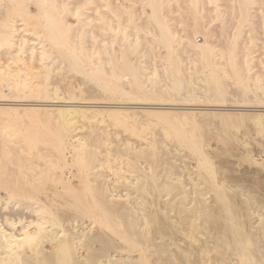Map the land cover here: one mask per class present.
<instances>
[{
    "label": "rangeland",
    "instance_id": "1",
    "mask_svg": "<svg viewBox=\"0 0 264 264\" xmlns=\"http://www.w3.org/2000/svg\"><path fill=\"white\" fill-rule=\"evenodd\" d=\"M57 1L58 6L60 4L57 12L59 38L52 39L48 22L46 21V23L43 17L44 20L37 17V0H20L16 5L15 0H0V74L7 75V78L0 79V91H2L0 96L4 99L8 98L11 93L19 92L22 97L15 99L22 100L20 102L23 103H40L39 101L44 100L64 101L70 98L76 103L86 101V104L90 103L87 113L91 114L92 119L89 120L80 113L76 117L74 116L69 123L57 110L46 112L41 105L19 104V101L16 102L17 104H0V157L3 155L1 144L7 134L13 138L11 146L15 149L18 148L17 153L20 155V163L24 164L21 172L17 169L13 172L15 176L21 177L20 183L23 191L19 189L20 193L11 190L9 187L11 176H8L9 178L3 175V177H0V225L10 231L12 224L22 217H28V213L30 214L28 218L36 221L35 228L33 227L36 230L32 229L35 234L24 241H19L20 244L24 242L28 248L25 244H22L23 246L17 245L18 241H14L16 245L12 244L13 242L11 243L12 245H9L8 241L6 242L5 240L1 243L0 240V260L2 261H0V264H152V261L154 264L157 259L160 260L159 263L157 260L158 264H163V262L166 264L169 258L174 260L171 263L173 264V262L177 261V258L182 260V257H184L183 261L187 264L190 261L192 262V260L196 264L198 262L199 264L213 263L211 260L214 252H212L213 249H211L212 246L209 244L208 238H205L208 234L207 230H203L204 227H194V222L191 224L189 220V223L187 216L183 214H185V211L192 212L194 206L200 205L202 201L205 207L208 205L209 208L219 206L215 191L210 186L208 188L210 180L214 179H212V173L217 182L228 186V194L230 196L233 194L232 200L234 202L239 200L240 202L236 203L240 205H243L249 195L251 197H254L253 195L264 197V188H262L264 187V110H261L264 108V0H252L247 13L248 19L245 22L242 21L239 14L242 0ZM160 1L163 6H155V2L160 3ZM47 3L49 8H51L52 0H48ZM197 23L201 24V31L196 30L195 26ZM10 25L17 29L14 34L15 37L7 34V29ZM151 30L153 31L151 32ZM153 32H161V34L165 33L167 36H173L175 38L174 48L181 51L186 50L185 39L188 34L198 44L203 43L206 36L208 41L212 43L210 49L216 53H221L212 58L214 60L212 64L216 70H213L210 66H201L202 63L195 60L198 57L194 54L183 52L177 57V59L181 60L179 63H182L185 67L187 66L186 69L179 71V75L181 74L183 81L188 80L191 84L193 83L195 86L193 93L198 96L197 100L188 99L185 101L189 104L195 103L196 106L187 105L185 102L179 103L180 105L177 104V106L200 107L204 106V103L215 105L216 103L214 102H203L208 101V99L205 97L206 89H203L201 85L207 82H214L216 80L214 74L218 75L219 73L220 79L222 78L221 81L227 85L225 90L228 94L226 95L228 101L226 100L225 105L250 109L230 111V114H225L229 118L226 127L221 129V131L223 130L222 134L216 124L220 120L217 117L207 116L211 112L214 113L213 110L176 109L174 111L190 112L188 114L182 113L183 116L180 112H172L168 116L171 121H167L170 118L164 119L161 117V119L154 114H142L140 109H130V112H132L131 110L134 111L132 113L127 112L128 110L126 111L125 109L117 110L119 113L115 112V110L106 113V108L99 107V103L104 104L107 101V103L111 101L121 102L125 101V99L135 102L140 101L137 100V94L125 95L118 92L122 88L114 87L109 89L99 85L102 81L111 80L117 71L118 73L132 74V72L124 69L127 56L120 52L124 43L129 49L141 52L138 55H132L130 59L132 60V65L142 62L141 73L143 74V82L146 84L154 82L166 84L170 82L163 68V64L168 63L167 59H170L164 53L169 51L170 48L165 47L161 41L152 39ZM148 39L152 44L148 43ZM229 42L233 44L230 47ZM69 46L71 47L70 49L79 52L77 55L79 60H84V62L78 63L83 66L81 70L66 61L67 55L65 51L69 49ZM231 47L236 52H239L235 55H230L229 49ZM66 52H69V50ZM148 52L160 54L156 55V53L150 57ZM148 62L155 66H151V69H148ZM237 66L239 67L238 72ZM238 73L242 77L236 78L235 75ZM11 75H13L12 82L21 84L28 80L30 83L29 87L21 85L10 86L8 76ZM91 75L95 77L93 78ZM240 83H242V86ZM129 89L127 88L128 91ZM174 93L177 95L183 94L184 96L185 90ZM100 108L103 109V112L102 110H97ZM254 108L257 109L255 110ZM91 109L93 114L90 113ZM123 110L128 114H125ZM138 110L139 112H137ZM133 113L137 115L134 114V116ZM176 113H179L180 116H177ZM129 116L130 119L127 118ZM29 126L38 127L42 137L44 135L61 140L63 146L60 152L63 150L65 156L61 153L59 155V150L54 152H56L57 156L59 155L58 157L63 155L71 163V166L66 164L63 169L62 165H64L63 162L65 163L66 160H63V162L60 160L62 162L59 163L62 164L60 169L63 170L58 169L59 167L56 171L50 169L51 167H48L51 163H48L50 159L53 158L55 160L57 158V162H59L58 157L53 152L54 146L42 140H37L32 144L33 146H28L27 144H30L29 139L14 135L21 128L24 130L29 128ZM93 127L95 129L93 134L95 139L85 142L87 135L92 134ZM84 144L86 149L83 152H79ZM48 145L52 147L50 152L49 150L47 151L49 153L43 151L45 150L43 148L47 150L49 147L48 149H50ZM41 150L44 153H41ZM50 153H53L52 155L55 158ZM50 155L52 158H50ZM42 156L45 159L41 158ZM48 156L50 159L46 158ZM205 156L208 157V160H205ZM30 161L35 164L37 162L41 164L42 162L44 166L46 165L54 173H50L47 168L42 167V164H38V167L42 168H31ZM76 168L81 171L77 172ZM37 170L38 172L40 170H44L43 172L45 170L48 171H46L47 175L44 176V181L51 174H53L54 178L51 180H48V178L46 185L43 184V180V183L40 184V182L38 183V179H40L38 176L41 177L46 172L42 175L40 174L42 171L40 173L37 172V175ZM206 171L210 173L207 174ZM202 172H205V174ZM79 173L81 174L79 175ZM203 174L208 177L207 179L210 178L209 182ZM167 179L170 182L173 180V190L168 185V189L161 191L162 187L156 186L158 185L156 183ZM148 180L150 182L155 181V184L151 186L152 188L149 187ZM35 182L39 184H36L38 187L41 186L39 189L35 188ZM256 183V187L259 186L257 188L254 187ZM61 184H65L64 186L67 184L68 189ZM246 185H252L255 191L258 189L260 192L256 191L259 192L256 193L253 188L251 189L252 186L246 187ZM184 190H187V193ZM194 191L196 192L194 193ZM200 193L202 194L200 195ZM97 194L100 195L99 199ZM238 196H240V199ZM110 197L113 198L114 203L116 202L114 206L118 204L119 207H116V209L118 208L117 211L125 205V208L127 207L131 213L128 216L139 220L137 221V226L141 228L142 238L145 239L138 240L139 238L136 236H126L123 228L126 225L124 219L127 215H123L120 211V214L117 215L118 213L112 209L107 211L99 209V201L108 200ZM242 197H245V199ZM119 200L121 201L118 202ZM168 201L172 202L171 206L167 205ZM181 202L186 204H181ZM193 203L198 204L194 205ZM172 204L175 206H172ZM202 206L200 205L199 209H202ZM172 207L173 209H171ZM180 207L184 208L180 210ZM23 208L24 211L22 210ZM174 209H177V212ZM259 209L257 208L254 211L256 217ZM22 211L27 213L25 214ZM240 211L245 212V209L240 208ZM262 211H264V208ZM45 214L49 216H44ZM158 217H165L166 220L170 219L168 221L171 222V227L169 229L163 228V224L159 223L158 219L160 218ZM16 218L17 220H15ZM153 219L154 221H152ZM108 220H110L111 224H109ZM117 220L118 222H116ZM180 221L182 222L180 223ZM184 221L188 225L191 224V228H189L190 226L187 227L188 225ZM19 225L17 224L16 226L17 231L22 229ZM38 225L43 226L41 234L39 232L40 229L38 231L39 234L37 232L38 228L36 226ZM184 225L186 226L185 228L183 227ZM178 227L182 228L178 229ZM40 228L42 229V227ZM188 228L190 232L187 231ZM195 228L196 231H194ZM45 230L47 231L45 232ZM204 231L206 234H204ZM162 232H166V234L172 232L173 236L171 237L169 233V237ZM100 233L104 234L108 240L101 241L100 237H97V235L101 236ZM149 235L156 242H153ZM35 236L38 237L36 238L37 240L34 239ZM59 236H62V239ZM182 238L183 240H181ZM62 240L64 243H62ZM147 240L149 243L145 242ZM140 241L144 242V245ZM104 242L109 244L107 245ZM165 242L169 243L168 245L166 244V250H172L170 254L169 252L167 254L166 250L163 249ZM206 242H208V245ZM29 243H31V246ZM59 243L63 244L61 248L58 247ZM152 243L156 245H152ZM158 243L160 246H158L157 250ZM3 246L9 249L3 248ZM159 247L163 250L159 251ZM197 249H200V251L195 254ZM56 251L60 254L58 252L55 253ZM152 251L154 252L152 253ZM164 251L167 255H164ZM177 251L180 254H177ZM192 252H194L195 256L197 255V259H200L199 261L197 260L198 262ZM13 253L15 254L13 255ZM148 253L152 255L149 257ZM26 254L28 255L26 256ZM153 254L158 255V257H155L157 258L156 260ZM162 254L164 255L162 257L163 260L160 257ZM181 254L183 255L181 256ZM204 254L209 255H205L206 257L203 258ZM29 255L30 258H28ZM64 255L65 257L63 258ZM165 256L170 257L166 259ZM186 256H189V258L187 257L189 260ZM63 259L64 262H62ZM168 262L167 264H170ZM182 262L179 260L177 264ZM191 262L190 264H194Z\"/></svg>",
    "mask_w": 264,
    "mask_h": 264
},
{
    "label": "bare ground",
    "instance_id": "2",
    "mask_svg": "<svg viewBox=\"0 0 264 264\" xmlns=\"http://www.w3.org/2000/svg\"><path fill=\"white\" fill-rule=\"evenodd\" d=\"M18 1H20V0H15V5L17 4V2ZM47 1L48 0H37V17L38 18H44L45 19V22L47 21L48 22V24H49V31H51L50 32V37L52 38V39H56L58 36H59V34H58V21H57V12H58V7L60 6V4H59V6H58V1L57 0H52V3H51V8H49V4L47 3ZM251 3H252V0H242L241 1V7H240V10H239V14L241 15V19H242V21H246L248 18H247V13H248V10H249V7H250V5H251ZM159 5H161V6H163V3H161V1H160V3L159 2H155V6H159ZM29 14V13H28ZM34 16V15H33ZM36 17V16H35ZM42 18V19H43ZM239 18V17H238ZM43 19V20H44ZM46 22V23H47ZM44 23V22H43ZM41 25H43V24H41ZM195 28H196V30L197 31H201V29H202V26H201V24L200 23H197V25L195 26ZM44 30H46V29H44ZM238 30H240V29H238ZM17 31V29L16 28H14V26L12 25H10L9 26V28L7 29V34H8V36H11V37H15V32ZM153 30H151V32H152ZM44 33H45V31H44ZM204 33V32H203ZM169 35V34H168ZM59 38V37H58ZM152 39H154V40H157V41H161V43H164V46L165 47H169L170 49H169V51H167L166 53H164V54H166L167 56H169L170 57V59H167V62L168 63H166V64H163V68H164V71H165V75H167V77H169V79H170V82L169 83H166V84H160V83H158V82H154V83H148V84H146L145 82H143V74L141 73V69H142V62H139V64H134V65H132L131 64V62H132V60L130 59V57L133 55H138V54H140L141 52L140 51H137V50H131V49H129L128 48V46H126V44L124 43V44H122V50L120 51L122 54H125L126 56H127V59H126V61H125V70L126 71H129V72H132V74H130V73H124V72H122V73H118V71H117V73L115 74V75H113L112 76V78H111V80H109V81H107V80H105V81H102V82H100V86H102V87H106V88H109V89H112V88H114V87H116V88H122L121 90L119 89V91L118 92H120V93H122V94H125V95H127V94H137V96H138V99L137 100H140V101H137V102H135V101H129V100H127V99H125V101H121V102H115V101H111L110 103H104V104H98V105H100L99 107H103L105 110H107L106 111V113L109 111V112H111V111H114L115 110V112L117 111V110H121V109H125L127 112H130L129 110L130 109H140L141 111H142V114L143 113H146V114H154V115H158L159 116V118H161V117H163L164 119H168V118H170V117H168L169 115H170V113L172 114V112H180V111H174V110H176V109H186L187 110V108H188V110L189 109H206V110H213V112L214 113H206V114H208L207 116H211V117H217V119L218 120H220L219 121V123L218 122H216V124H217V127H219L220 128V131H221V129H224L225 127H226V125L228 124L227 123V120H228V118L229 117H227L225 114H230V111H244V110H247V109H250V108H235V107H231V106H228V105H225V102H227L228 100V98L226 97V95H228L227 94V91L225 90V88H226V83H224V82H222L221 80H222V78L220 79V75H219V73H218V75H216V74H214V76H215V78H216V80L214 81V82H207V83H204L203 85H201V87L203 88V89H206L205 90V97H207V99H208V101H203V102H214V103H216L215 105H211L212 103H204V106H200V107H195L196 105H195V103H191V104H189V103H186L185 101H187L188 99H192V100H197L198 99V96L196 95V94H194L193 93V89H194V85H193V83L191 84L190 82H188V80L187 81H183V79H182V76H180L179 75V71H182V70H184V69H186V67L182 64V63H179V62H181V60L180 59H177V57H179L183 52H187V53H189V54H194V55H196L198 58L197 59H195L196 61H199V62H201L202 63V65L201 66H203V67H208V66H210V67H212L213 68V70L215 69V66L212 64V62L214 61L212 58L214 57V56H216V55H218V54H221V53H216L215 51H212L210 48H211V45H212V43L210 42V41H208V39H207V37L205 36L204 37V42L203 43H201V44H198L195 40H193L192 39V37H191V35L190 34H188L187 35V38L185 39L186 40V42H185V45H186V50H184V51H181V50H179V49H175L174 47V41H175V38L172 36V37H170V35L169 36H167L165 33H162L161 34V32H153V37H152ZM63 41V40H62ZM236 41V40H235ZM148 43L149 44H152V42H150L149 41V39H148ZM63 44V43H62ZM229 44V47L230 46H232L233 44L231 43V42H229L228 43ZM68 45V44H67ZM153 46H154V43H153ZM156 47V46H155ZM69 49V52H66V51H68V50H66L65 51V53H66V55H67V58H66V61H68L70 64L72 63V64H74L79 70H81L82 69V67L83 66H81L80 64H78L79 62H84V60H79V58H78V54H79V52L77 51V52H75L74 50H72V49H70L71 47L69 46L68 47ZM189 48V49H188ZM64 49H66L65 47H64ZM81 52V51H80ZM239 52V51H238ZM238 52H236V50L235 49H232V47L229 49V54L230 55H235V54H237ZM149 53V52H148ZM157 53V52H156ZM155 52H152V53H149L150 54V57H152L153 56V54L155 55L156 54ZM160 53H157L156 55H159ZM162 54V53H161ZM77 56V57H76ZM79 56H81V55H79ZM78 58V59H76V58ZM162 57V56H161ZM156 61V60H155ZM165 62V61H164ZM149 63V62H148ZM160 64V63H159ZM83 65V64H82ZM161 65V64H160ZM74 66V67H75ZM92 66V65H91ZM118 66H121V65H118ZM151 66H155V65H152L151 63H149L148 64V69H151ZM184 66V67H183ZM200 66V65H199ZM85 67L86 68H88V66L87 65H85ZM123 67V66H122ZM154 68V67H153ZM188 68H189V66H188ZM119 69V68H118ZM147 69V68H146ZM237 72L239 71V67L237 66ZM210 70H211V68H210ZM216 70V69H215ZM122 71V70H121ZM15 72V71H14ZM11 73V72H10ZM183 75V74H182ZM195 75V74H194ZM205 76V75H204ZM212 76V75H211ZM91 77H95L94 75L92 76L91 75ZM104 77V76H103ZM188 77V76H187ZM213 77V76H212ZM235 77L236 78H240V77H242V75L240 74V73H238L237 75H235ZM4 78H7V75H5V74H0V79H4ZM20 78V77H19ZM157 78V77H156ZM12 79H13V75H11V76H8V81H9V85L11 86H18V85H21V86H24V87H29V85H30V83H29V81L28 80H26L25 82H23V83H21V84H19V83H14V82H12ZM106 79V78H105ZM188 79V78H187ZM209 79V78H208ZM214 79V78H213ZM237 80V79H236ZM238 81V80H237ZM240 81V80H239ZM13 83V84H12ZM240 85L242 86V83H240ZM261 87V86H260ZM127 88H130L131 89V91H130V89H129V91L127 90ZM133 90H136V91H133ZM182 90H185V93H184V96H183V94L182 95H177L176 93H174V92H180V91H182ZM113 91H116V90H113ZM183 93V92H182ZM2 94V91H0V95ZM3 97H5V96H3ZM22 97V94L21 93H19V92H14V93H11V95H9L8 96V98H2V96H0V104H13V103H16L17 101H22V100H18V99H15V98H21ZM227 98V99H226ZM25 100V99H24ZM28 100V99H27ZM227 100V101H226ZM40 103H34V102H31V103H23V102H20L19 104H27V105H41V106H43V109L46 111V112H48L49 110H57L59 113H61L62 114V116L67 120V121H69V123H70V121H71V119L75 116L76 117V115H78V114H83V115H85V117L87 118V119H89V120H91L92 119V116H91V114H88L87 113V111H89V105H90V103L88 104H86V101H81V102H79V103H76V101H73V100H71V98L69 99V100H64V101H59V100H44V101H39ZM88 102V101H87ZM91 102V101H90ZM183 102H185L187 105H195V106H177V104H181V103H183ZM92 103H93V101H92ZM213 103V104H214ZM17 104V103H16ZM176 104V105H175ZM179 104V105H180ZM203 104V103H202ZM201 104V105H202ZM95 105V104H94ZM93 105V106H94ZM184 105V104H183ZM200 105V104H199ZM243 105V104H242ZM198 106V105H197ZM97 107V106H96ZM91 108V107H90ZM97 109V110H102V112H103V109ZM120 108V109H119ZM255 109V108H254ZM253 109V110H254ZM257 109V108H256ZM255 109V110H256ZM206 110H205V112H206ZM259 110H260V108H259ZM261 110H264V108L263 109H261ZM124 111V110H123ZM123 111H122V113H123ZM132 112H134L133 110H131ZM141 111H140V113H141ZM202 111V110H201ZM98 112V111H97ZM125 112V111H124ZM127 112H125V114L127 113ZM132 112H130V113H132ZM137 112H139V110L137 111ZM190 112V111H189ZM189 112H187V113H185L184 111L183 112H180L181 113V115H182V113L184 114H188ZM194 112V111H193ZM192 112V113H193ZM195 112H198V111H195ZM204 112V111H203ZM208 112V111H207ZM90 113H92L93 114V112H92V109H91V111H90ZM95 113V112H94ZM117 113H119L118 111H117ZM120 113H121V111H120ZM129 113V114H130ZM136 113V112H135ZM135 113H133V115L135 114ZM124 114V115H125ZM128 114V113H127ZM175 114V113H174ZM111 115V114H110ZM131 116H132V114H130ZM135 115H137V114H135ZM134 115V116H135ZM145 115V114H144ZM176 115L177 116H180V114L179 113H176ZM175 115V116H176ZM112 116V115H111ZM146 116V115H145ZM153 116V115H152ZM183 116V115H182ZM182 116H181V118H182ZM148 117V116H147ZM195 117H197V116H195ZM227 117V118H226ZM128 119H130V116L129 117H127ZM162 119V118H161ZM163 119V120H164ZM197 119V118H196ZM121 120V119H120ZM160 120V119H159ZM182 120V119H181ZM167 121H171V118L170 119H168ZM214 121V120H213ZM206 122V121H205ZM215 122V121H214ZM69 123H67V124H69ZM169 123V122H168ZM170 123H173V122H170ZM215 124V123H214ZM16 125V124H15ZM92 126H94V125H92ZM216 126V125H215ZM16 127V126H15ZM25 127V126H24ZM96 128V127H95ZM40 129L38 128V127H36V126H34V127H30L29 126V128H25L24 130L21 128L19 131H17V132H15V134L14 135H17V136H20V137H24V138H26V139H29L30 141H29V143L30 144H27L28 146H33L32 144L34 143V142H36L37 140L38 141H43V142H48L49 144H51L52 146H54V150H53V152L54 151H56V152H58L57 150H59V152H58V154L59 153H61V154H63L64 155V152H63V150H61L62 152H60V149H62L61 147L63 146V142H61V140H59L58 138H51V137H48V136H44L43 135V137H42V134H41V132L39 131ZM183 131H185V130H183ZM223 131V130H222ZM222 131H221V134H222ZM89 132H91V131H89ZM95 133V129H94V127H93V131H92V134H88L87 135V138L85 139V142H87V141H89V140H94L95 139V137H94V134ZM72 134V133H71ZM86 134V133H85ZM99 135V134H98ZM187 136V135H186ZM99 137V136H98ZM97 137V138H98ZM42 138V139H41ZM25 139V140H26ZM78 140V139H77ZM188 140V139H187ZM13 141V138L11 137V136H9V135H5V137H4V139H3V143L1 144V149H2V153H3V155L0 157V177H8V176H11V181L9 182V187L11 188V190H13V191H18L19 193H20V190H21V183H20V180H21V177L20 176H15V174L13 173V172H15V170L17 169L19 172H21V168H23V165L24 164H22V163H20V160H19V158H20V155L17 153V149H15L14 147H12L11 145V142ZM197 141V140H196ZM45 142V143H46ZM26 143V142H25ZM65 143V142H64ZM91 143V142H90ZM86 144V143H85ZM83 145L81 148H80V151L79 152H83L85 149H86V145ZM65 145V144H64ZM198 145V144H197ZM48 146H50V145H48ZM112 147V146H111ZM49 148V147H48ZM47 148V150H46V148H43V149H45V150H43L44 152H47L48 150H49V152H50V150H51V146H50V149H48ZM88 148V147H87ZM197 148V147H196ZM199 148V147H198ZM199 150V149H198ZM202 150V149H201ZM39 151H40V149H39ZM42 150H41V153L43 152ZM88 151V150H87ZM43 152V153H44ZM49 152H47V153H49ZM52 152V151H51ZM56 152H54L55 154H56ZM196 152H199V151H196ZM201 152V151H200ZM40 153V154H41ZM46 153V154H47ZM149 153V152H148ZM39 154V153H38ZM46 154H45V156H46ZM51 155L53 154V153H50ZM54 154V155H55ZM61 154H59V155H61ZM123 154V153H122ZM131 154V153H130ZM203 154V153H202ZM37 155V154H36ZM42 155V154H41ZM51 155H50V158H52L51 157ZM58 155V156H59ZM60 156V157H58L57 156V154H56V157H58V160H59V162H57V158L54 160L53 158L52 159H50L49 158V156L48 157H46V158H49L50 159V161H48V159H47V161H48V163H50L49 165H48V167H51L50 169H53L54 171H56L57 170V168L58 169H60L61 167V165L62 164H59V163H62L63 162V160H66L65 158H64V156ZM150 155V154H149ZM53 156V155H52ZM54 158H55V156H53ZM63 159H62V158ZM83 157H84V155H83ZM83 157H82V160H83ZM157 157V156H156ZM36 158H37V156H36ZM41 158H43V156L41 157ZM61 158V159H60ZM158 158V157H157ZM205 160H208V157H206L205 156ZM37 159H39V157L37 158ZM43 159H45V158H43ZM42 160V159H41ZM40 160V161H41ZM60 160H62V162H60ZM160 160V159H159ZM177 160V159H176ZM182 160V159H181ZM199 160V159H198ZM34 161V160H33ZM31 162L30 161V167L31 168H34V169H37V168H42L44 165H43V163L41 162V164H42V167H38V164L40 163H38L37 162V164H35L34 162ZM35 161H39V160H35ZM53 161H56V162H53ZM84 161V160H83ZM197 161V160H196ZM43 162H45L44 160H43ZM66 162H68L67 160H66ZM64 163L63 162V164L64 165H62V168L67 164H69L68 166H71V163ZM74 162V161H73ZM158 162V161H157ZM46 163V162H45ZM47 163V164H48ZM53 163V164H52ZM78 163V162H77ZM160 163H162V162H160ZM41 164H39V165H41ZM80 164H82L81 162H80ZM85 164V163H84ZM163 164V163H162ZM185 164V163H184ZM198 164V163H197ZM52 165V166H51ZM221 165V164H220ZM14 166V167H13ZM73 166V165H72ZM79 166V165H78ZM77 166V167H78ZM198 166V165H197ZM200 166V165H199ZM46 165L44 166V168H47V170H49V172L51 173L52 171H50V169L48 168ZM53 167V168H52ZM160 167H161V165H160ZM167 167H168V165H167ZM166 167V168H167ZM43 168V169H44ZM55 168V169H54ZM65 168V167H64ZM63 168V169H64ZM80 168H82L81 166H80ZM79 168V169H80ZM162 168V167H161ZM160 168V169H161ZM186 168V167H185ZM205 168H207V167H205ZM204 168V169H205ZM63 169H60V170H63ZM77 169V172H79V171H81V170H78V168H76ZM228 169V168H227ZM33 170V169H32ZM39 170V169H38ZM38 170L36 171V174L38 175V173H40L41 171H42V173H40L41 175L43 174V173H45L47 170H45V172H43L44 170H40V172H38ZM205 171V170H204ZM230 171V170H229ZM38 172V173H37ZM48 172V171H47ZM47 172H46V174L45 175H42L41 177L40 176H38L40 179H38V183L40 182V184L41 183H43L42 182V180L44 181V176H46L47 175ZM63 172V171H62ZM148 172V171H147ZM49 173V174H50ZM52 173H54V172H52ZM56 173V172H55ZM158 173H160V172H158ZM168 173V172H167ZM202 173H204L205 174V172H202ZM201 173V174H202ZM206 173L207 174H209L207 171H206ZM39 174V175H40ZM81 173H79V175H80ZM203 174V175H204ZM3 175V176H2ZM13 175V176H12ZM55 175V174H54ZM59 175V174H58ZM57 175V176H58ZM202 175V176H203ZM62 176V175H61ZM165 176V175H164ZM204 176H206V175H204ZM212 179L213 180H210V178L209 179H207L208 177L206 176L205 178L207 179V181L208 180H210V183H209V185H208V188H209V186L211 187V189L212 190H214L215 191V193H216V199H217V201L219 202V206H217V207H212V208H209L208 206H204V204H202L203 203V201L201 202V206H202V209H199V204L198 203H195V204H198L196 207L194 206V210L192 211V212H189V211H185V210H183V211H185V214H183L184 216L186 215L187 216V221L189 222V220H190V222H191V224H192V222H194V224H195V226L194 227H196V228H203V230H207V232H208V234H207V236L205 237L206 239L208 238V242H209V244H211V246H212V248L211 249H213V251L212 252H214V256H213V258H212V260H211V262H213L214 264H264V211H262V209L264 208V197H262L261 195L259 196H256V195H253L254 197H251L250 195L249 196H247L246 197V199H245V197L243 198V199H245V201L243 202V205H240V204H238V203H236V202H238L239 200H237V201H235L234 202V200H232V197H233V194H232V196H230L229 194H228V192L227 191H229L228 190V186H225V185H223V184H221V183H219V182H217L216 181V179H215V176L213 175V173H212ZM252 176V175H251ZM37 177V178H38ZM43 177V178H42ZM48 178V180H51L52 178H54L53 177V174H51L50 176H47ZM223 177V176H222ZM258 177V176H257ZM9 178V177H8ZM57 178V177H56ZM59 178V177H58ZM163 178V177H162ZM232 178V177H231ZM47 179L45 178V180L46 181H44V183L43 184H45L46 182L48 183V181H47ZM186 179V178H185ZM1 180V179H0ZM69 181V180H68ZM173 181V180H172ZM170 182V180H166V181H162V182H157L156 184H158V185H156V186H161L162 187V189H161V191H164L165 189H168V185L169 186H171L170 188H172V186H173V183L174 182ZM37 182V181H36ZM35 182V188H38L39 189V187H41V186H39L38 187V183H36ZM148 182H149V187L150 188H152L151 186L152 185H154L155 184V181H152V182H150L149 180H148ZM206 182V181H205ZM209 182V181H208ZM46 183V184H47ZM60 183H61V181H60ZM138 183V182H137ZM141 183H142V181H141ZM207 183V182H206ZM264 183V182H263ZM34 184V183H33ZM36 184H38V185H36ZM42 184V185H43ZM45 184V185H46ZM162 184V185H161ZM178 184V183H177ZM185 184V183H184ZM201 184H203V183H201ZM259 185H260V183H258ZM262 184V183H261ZM48 185H50V184H48ZM47 185V186H48ZM61 185H63V184H61ZM65 185V184H64ZM63 185V187H65V188H67L68 186H67V184H66V186H64ZM123 185V184H122ZM143 185V184H142ZM175 185V184H174ZM256 185H257V183L254 185V187L255 188H257V187H259V186H257L256 187ZM263 185V184H262ZM44 186V185H43ZM53 186V185H52ZM60 186V185H59ZM72 186V185H71ZM118 186V185H117ZM129 186V185H128ZM144 186V185H143ZM248 185H246V187H247ZM250 186H252V185H250ZM250 186H248V187H250ZM50 187V186H49ZM70 187V186H69ZM254 187L252 186L251 187V189L253 188V190H254V192H256V191H259L258 189L255 191V189H254ZM262 187V186H261ZM260 187V188H261ZM47 188V187H46ZM51 188V187H50ZM74 188V187H73ZM149 188V189H150ZM186 188V187H185ZM198 188V187H197ZM196 188V189H197ZM207 188V189H208ZM262 188H264V187H262ZM20 189V190H19ZM37 189V190H38ZM68 189V188H67ZM205 189V188H204ZM244 189L246 190V188L244 187ZM249 189V188H248ZM70 190H71V188H70ZM151 190V189H150ZM172 190H173V188H172ZM201 190V189H200ZM262 190V189H261ZM264 190V189H263ZM21 191H23V190H21ZM160 191V190H159ZM185 191V190H184ZM187 191V190H186ZM185 191V192H186ZM213 191V192H214ZM235 191H236V189H235ZM240 191V190H239ZM251 191V190H250ZM15 192V193H16ZM75 192V191H74ZM96 192H97V190H96ZM152 192V191H151ZM181 192V191H180ZM196 191H194V193H195ZM209 192V191H208ZM260 192V191H259ZM259 192H256V193H259ZM14 193V192H13ZM187 193V192H186ZM191 193V192H190ZM17 194V193H16ZM202 193H200V195H201ZM238 194V193H237ZM245 194V193H244ZM243 194V195H244ZM248 194V193H247ZM61 195V194H60ZM98 195V194H97ZM96 195V196H97ZM177 195V194H176ZM193 195V194H192ZM236 197H237V195L236 194H234ZM242 195V194H241ZM240 195V196H241ZM99 196L100 195H98V199H99ZM172 196V195H171ZM178 196V195H177ZM188 196V195H187ZM211 196H213V195H211ZM234 196V197H235ZM240 196H238L239 197V199H240ZM65 197V196H64ZM176 197V196H175ZM182 197H183V195H182ZM185 197V196H184ZM199 197V196H198ZM206 197V196H205ZM102 198V197H101ZM148 198V197H147ZM170 198V197H169ZM178 198H180L181 199V197L180 196H178ZM200 198V197H199ZM198 198V199H199ZM208 198H212V197H208ZM215 198V197H214ZM56 199V198H55ZM187 199V198H186ZM204 199V198H203ZM202 199V200H203ZM242 199V200H243ZM4 200V199H3ZM116 200V199H115ZM174 200H177V199H174ZM200 201H201V199H199ZM198 200V201H199ZM213 200V199H212ZM242 200H241V202H242ZM121 200H119L118 202H120ZM171 201H173V200H171ZM207 201H208V199H207ZM206 201V202H207ZM216 201V200H215ZM216 201V202H217ZM176 202V201H175ZM240 202V201H239ZM150 203V202H149ZM168 204V206H171V203L168 201L167 202ZM177 203V202H176ZM179 203V202H178ZM183 203H185V202H181V204H183ZM204 203H205V201H204ZM120 204V203H119ZM124 204V203H123ZM161 204V203H160ZM175 204V203H174ZM174 204H172V206L174 205ZM186 204V203H185ZM194 204V203H193ZM194 204V205H195ZM98 205H99V209L101 208L102 210H105V211H107V210H113L114 212H116V213H118L117 215H119L120 214V212L123 214V215H127L126 217H125V219H124V222L126 221V225H124V228H123V230H124V232H125V234H126V236H130V237H132V236H136L137 238H139L138 240H140V239H145V238H142V232H141V228L139 227V226H137V221H139V220H137V219H134V218H130L128 215L129 214H131L130 213V211L128 210V208L126 207L125 208V205H123L124 207H120L121 209L119 210V211H117L118 210V208L116 209V207L118 206V204H117V206H114V205H116V202L114 203V200H113V198H109L108 200L106 199V200H101V201H99V203H98ZM155 205H156V203H155ZM167 205H166V207H167ZM192 205V204H191ZM164 206V205H163ZM163 206H162V208H163ZM175 206V205H174ZM178 206V205H177ZM214 206H215V204H214ZM29 207V206H28ZM119 207V206H118ZM187 207V206H186ZM186 207H185V209H186ZM191 208H192V206H190ZM204 207V208H203ZM211 207V206H210ZM261 207V208H260ZM3 208V207H2ZM155 208V207H154ZM154 208H152L153 210H154ZM161 208V207H160ZM181 208L182 207H180L179 209L181 210ZM184 208V207H183ZM182 208V209H183ZM191 208H189V209H191ZM201 208V207H200ZM240 208H243V209H245V212H241L240 211ZM257 208L259 209L258 210V215H257V217H256V215H255V210H257ZM64 209V208H63ZM168 209V208H167ZM171 209H173V207L171 208ZM23 211H24V208L22 209ZM43 210H45L44 208H43ZM153 210H152V212H153ZM177 210V209H176ZM175 209H174V211H176ZM22 211V212H23ZM41 211V210H40ZM39 211V212H40ZM148 211H149V209H148ZM154 211H157V210H154ZM160 211H162V210H160ZM169 211H170V209H169ZM179 211V210H178ZM261 211V212H260ZM10 212V211H9ZM16 212V211H15ZM22 212H21V216H22ZM36 212V211H35ZM42 212V211H41ZM102 212V211H101ZM151 212V213H152ZM167 212V211H166ZM172 212H173V210H172ZM177 212V211H176ZM254 212V213H253ZM11 213H13V212H11ZM23 213H25V212H23ZM27 213V212H26ZM25 213V214H26ZM44 213V212H43ZM65 213V212H64ZM149 213H150V211H149ZM149 213H148V215H149ZM184 213V212H183ZM62 214V213H61ZM154 214V213H153ZM158 215H159V213H157ZM168 214H170L169 212H168ZM182 213H181V211H180V215H181ZM156 215V214H155ZM157 215V216H158ZM162 215V214H161ZM171 215H172V213H171ZM177 215H178V213H177ZM27 216V215H26ZM30 216V214L28 213V217ZM32 216V215H31ZM40 216H41V214H40ZM44 216H49V215H44ZM122 216V215H121ZM160 216V215H159ZM164 216V215H163ZM162 216V217H163ZM166 216H168V215H166ZM170 216V215H169ZM28 217H22V218H20V219H18L17 220V218L15 219V220H17V222H15V223H13L12 224V228H10L11 230L9 231L8 229H6L5 227H1V225H0V240H1V243H2V241H5L6 240V242L7 243H9V245L12 243V244H15L14 243V241H18V243H16L17 245H19L20 243H19V241H21V240H25V239H28V238H30V237H32L33 236V234H35V233H33V230L35 231L36 229H34L35 227V223H36V221H34V219L32 220V219H29ZM124 217V216H123ZM123 217H121V218H123ZM153 217V216H152ZM162 217H158V218H160V219H158V221H159V223L160 224H163L162 225V227L164 228V227H166V228H170L171 227V222L170 221H168V220H170V219H168V220H166V218L164 219V218H162ZM183 217V216H182ZM181 217V218H182ZM246 217V218H245ZM33 218V217H32ZM67 218V217H66ZM147 218H148V216H147ZM176 218V217H175ZM185 218V217H184ZM50 219V218H49ZM150 219V218H149ZM177 219H178V217H177ZM183 219V218H182ZM39 220V219H38ZM112 220H114V219H112ZM172 220V219H171ZM44 221V220H43ZM46 221V220H45ZM63 221V220H62ZM152 221H154V219L152 220ZM157 221V222H158ZM173 221V220H172ZM177 221V220H176ZM175 221V222H176ZM183 221V220H182ZM182 221H180V223L182 222ZM50 222V221H49ZM108 222H109V224H111L110 223V220H108ZM111 222H113V221H111ZM116 222H118V220L116 221ZM115 222V223H116ZM162 222V223H161ZM185 222V221H184ZM183 222V223H184ZM189 222V223H190ZM115 223H114V225H115ZM186 223V222H185ZM184 223V224H185ZM17 224H20L19 226H21V231H17L16 230V226H17ZM46 224V223H45ZM49 224V223H48ZM174 224V223H173ZM187 225H188V223H186ZM191 224H189L187 227H189ZM43 225V224H42ZM58 225V224H57ZM175 225V224H174ZM176 226V225H175ZM179 226V225H178ZM34 227V228H33ZM38 229H37V232L39 231V229H40V234H41V231L43 230V226H36ZM40 227H42V229L40 228ZM180 227V226H179ZM178 227V229H181V228H179ZM184 228L186 227L185 225L183 226ZM156 228H158V227H156ZM165 228V229H166ZM173 228V227H172ZM177 228V227H176ZM189 228H191V226L189 227ZM188 228V230L187 231H189L190 229ZM193 228V227H192ZM196 228L194 229V231H196ZM33 229V230H32ZM174 229V228H173ZM50 230V229H49ZM65 230V229H64ZM172 230V229H171ZM47 230H45V232H46ZM55 231V230H54ZM70 231V230H69ZM152 231H153V227H152ZM155 231H157V230H155ZM192 231V230H191ZM202 231V230H201ZM36 232V233H37ZM39 232H38V234H39ZM44 232V231H43ZM52 232V231H51ZM160 232V231H159ZM166 232H168V231H166ZM166 232L165 233H163L164 235H168L169 233H167L166 234ZM172 232H174L173 230H172ZM171 232V233H172ZM186 232V231H185ZM190 232V231H189ZM193 232V231H192ZM170 233V235H171V237L173 236L172 234ZM47 234V233H46ZM45 234V235H46ZM50 234V233H49ZM99 234V233H98ZM174 234H175V232H174ZM201 234V233H200ZM202 234H203V232H202ZM204 234H206L205 233V231H204ZM100 235L101 236H99V235H97V237L99 238L100 237V239H101V241L103 240V241H106V240H108V238L106 239L105 237V235L104 234H101L100 233ZM109 235V234H108ZM146 235V234H145ZM170 235H168L169 237H170ZM192 235V234H191ZM42 236V235H41ZM48 236V235H47ZM66 236V235H65ZM96 236V235H95ZM111 236V235H110ZM154 236V235H153ZM167 236V237H168ZM50 237V236H49ZM60 237V236H59ZM145 237V236H144ZM149 237H150V239H151V236L149 235ZM164 237V236H163ZM195 237V236H194ZM193 237V238H194ZM36 238H38V237H36L35 236V238L34 239H36ZM41 238V237H40ZM46 238V237H45ZM61 239H62V236L60 237ZM65 238V237H64ZM63 238V239H64ZM67 238V237H66ZM94 238V237H93ZM97 238V239H98ZM193 238H192V240H193ZM204 238V239H205ZM3 239V240H2ZM33 239V240H34ZM42 239V238H41ZM50 239V238H49ZM53 239V238H52ZM57 239V238H56ZM56 239H54V240H56ZM60 239V240H61ZM71 239V238H70ZM114 239V238H113ZM148 239V238H147ZM175 239H176V237H175ZM195 239H196V237H195ZM37 240V239H36ZM36 240H35V242H36ZM60 240H58V241H60ZM68 240V239H67ZM88 240V239H87ZM94 240H96V239H94ZM93 240V241H94ZM149 240V239H148ZM145 241V242H148L149 243V241H151V240H149V241ZM164 240V239H163ZM180 240V239H179ZM181 240H183V238L181 239ZM41 241V240H40ZM47 241V240H46ZM50 241H51V239H50ZM63 241V240H62ZM61 241V242H62ZM89 241V240H88ZM98 241H100V240H98ZM153 241V240H152ZM151 241V242H152ZM155 241V240H154ZM153 241V242H154ZM165 241V240H164ZM167 241V240H166ZM176 241V240H175ZM185 241V240H184ZM184 241H183V243H184ZM26 243H27V241H25ZM86 242V241H85ZM108 242V241H107ZM107 242H104V243H107ZM141 242V241H140ZM156 242V241H155ZM158 242V241H157ZM172 242V241H171ZM170 242V243H171ZM208 242H206V244L208 243ZM1 243H0V245H1ZM32 243V242H31ZM31 243H29V245L31 244ZM57 243V242H56ZM62 243H64V241L62 242ZM88 243V242H87ZM102 243V242H101ZM143 245H144V242H141ZM161 243V242H160ZM199 243V242H198ZM197 243V244H198ZM3 244L5 245V243L3 242ZM2 244V245H3ZM11 244V245H12ZM15 244V245H16ZM22 244H25L24 242L23 243H21L20 245H22ZM33 244V243H32ZM36 244V243H35ZM109 243H107V245H108ZM151 244V243H150ZM155 244V243H154ZM153 243H152V245H154ZM165 244V246H163V249H167L166 247V244L168 245L169 243H164ZM187 244H188V242H187ZM195 244V243H194ZM205 244V245H206ZM26 245V244H25ZM25 245H24V247H25ZM61 245V243H59V246L58 247H62V245ZM70 245V244H69ZM156 245V244H155ZM205 245H204V247H205ZM208 245V244H207ZM6 246H7V244H6ZM6 246H3V248H5ZM23 246V245H22ZM21 246V247H22ZM31 246V245H30ZM39 246H40V244H39ZM110 246V245H109ZM158 246H160L159 245V243L157 244V247H156V249L158 250ZM162 246V245H161ZM170 246V245H169ZM168 246V247H169ZM187 246H189V245H187ZM2 247V246H1ZM14 247V246H13ZM17 247V246H16ZM26 247H27V245H26ZM25 247V248H26ZM32 247H34V246H32ZM189 247H191V246H189ZM194 247V246H193ZM208 247V246H207ZM210 247V246H209ZM6 248H8V247H6ZM18 248V247H17ZM20 248V247H19ZM28 248V247H27ZM31 248V247H30ZM36 248V247H35ZM59 248V249H60ZM108 248V247H107ZM143 248H144V246H143ZM150 248V247H149ZM188 248V247H187ZM198 248V247H197ZM9 249V248H8ZM22 249V248H21ZM32 249V248H31ZM145 250H146V248H144ZM151 249V248H150ZM155 249V251H157ZM162 248L160 249V247H159V251H162L163 250ZM168 249H170V248H168ZM172 249V248H171ZM175 249V248H174ZM190 249V248H189ZM193 249V248H192ZM203 249V248H202ZM205 250H206V247L204 248ZM215 249V250H214ZM5 250V249H4ZM12 250V249H11ZM13 250H15V249H13ZM34 250V249H33ZM102 251H103V249H101ZM152 250V249H151ZM9 252H11L10 250H8ZM23 251V250H22ZM35 251V250H34ZM37 251V250H36ZM147 251H150V250H147ZM159 251H157V253H159ZM170 251H172V250H170ZM170 251L169 250H166V252H167V254H168V252H169V254H170ZM188 251V250H187ZM190 251V250H189ZM197 251H200V249L198 250H196V252H195V254L197 253ZM6 252V251H5ZM25 252V251H24ZM23 252V253H24ZM58 251H56L55 253H57ZM61 252V251H60ZM71 252H73V251H71ZM105 252H106V250H105ZM154 251H152V253H153ZM165 252V251H164ZM166 252H165V254L164 255H167L166 254ZM174 252H175V250H174ZM178 252V251H177ZM194 252H192L193 253V255L195 256V254H194ZM204 252V251H203ZM210 252V251H209ZM40 253H41V251H40ZM102 253V252H101ZM172 253V252H171ZM176 253V252H175ZM15 253H13V255H14ZM25 254V253H24ZM34 254H36V253H34ZM47 254V253H46ZM49 254H51V253H49ZM58 254H60L59 252H58ZM73 254V253H72ZM147 254V253H146ZM161 255L160 257H161V259H162V257L164 256V255ZM177 254H180V252H178ZM177 254H176V256H177ZM187 254V253H186ZM191 254V253H190ZM198 254V253H197ZM210 254V253H209ZM209 254H204V256H202L203 258L204 257H206L205 255H209ZM213 254V253H212ZM9 255H10V257H11V254L9 253ZM8 255V256H9ZM28 254H26V256H27ZM53 255V254H52ZM148 255H149V253H148ZM147 255V256H148ZM150 255H152V254H150ZM150 255H149V257H150ZM154 255V254H153ZM172 255V254H171ZM170 255V256H171ZM183 254H181V256H182ZM2 256V255H1ZM7 256V257H8ZM20 256V255H19ZM25 256V257H26ZM41 256V255H40ZM59 256V258H61L60 257V255H58ZM98 256V255H97ZM158 257V255H154V259L156 260L157 258H155V257ZM170 256H165L166 257V259L168 258V257H170ZM180 256V257H181ZM197 256V255H196ZM196 256H195V260L197 261H199L200 259H197L196 258ZM211 256V255H210ZM46 257H47V255H46ZM65 257V255L63 256V258ZM165 257H164V259H165ZM177 257H179V256H177ZM189 258V256H186V258ZM15 258H16V256H15ZM24 258V257H23ZM27 258V257H26ZM28 258H30V255L28 256ZM43 258V257H42ZM58 258V257H57ZM184 257H182V260H181V258L180 259H178L177 258V261L179 262V260H180V262H182L184 259H183ZM187 258V259H188ZM76 259V258H75ZM193 259V258H192ZM206 259V258H205ZM209 259V258H208ZM207 259V260H208ZM15 260V259H14ZM19 260V259H18ZM29 260V259H28ZM47 260V259H46ZM158 260V259H157ZM157 260H156V264H158L159 262H160V260H158V263H157ZM163 260V259H162ZM161 260V262H163ZM189 260V259H188ZM190 260H191V258H190ZM194 260V261H195ZM204 260V259H203ZM1 261V260H0ZM17 261V260H16ZM25 261H27V260H25ZM32 261V260H31ZM35 261V260H34ZM150 261H152V260H150ZM170 262V264L172 263V261H174L172 258L170 259H167V262ZM177 261L176 262H173V264L174 263H176L177 264ZM197 261V262H198ZM210 261V260H209ZM2 262V261H1ZM18 262V261H17ZM62 262H64V259L62 260ZM167 262H166V264H167ZM168 262V263H169ZM189 262V261H188ZM191 262V261H190ZM190 262L188 263V264H190ZM12 263V262H11ZM35 263V262H34ZM58 263V262H57ZM69 263V262H68ZM132 263H133V261H132ZM135 263V262H134ZM152 264H153V261L151 262ZM154 263V264H155ZM165 262H163V264H164ZM191 263H194L193 262V260H192V262ZM213 263H211V264H213ZM8 264V263H7ZM16 264V263H15ZM19 264V263H18ZM40 264V263H39ZM129 264H131V263H129ZM146 264V263H145ZM161 264V263H160ZM181 264H187V263H185L184 261L181 263ZM194 264H196V263H194ZM198 264H199V262H198ZM201 264V263H200Z\"/></svg>",
    "mask_w": 264,
    "mask_h": 264
}]
</instances>
